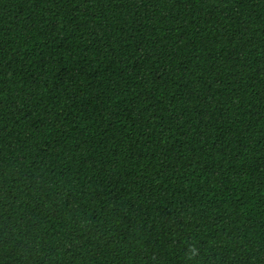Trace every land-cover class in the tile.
I'll return each mask as SVG.
<instances>
[{
    "label": "trees",
    "instance_id": "16d2710c",
    "mask_svg": "<svg viewBox=\"0 0 264 264\" xmlns=\"http://www.w3.org/2000/svg\"><path fill=\"white\" fill-rule=\"evenodd\" d=\"M0 264H264V0H0Z\"/></svg>",
    "mask_w": 264,
    "mask_h": 264
},
{
    "label": "clouds",
    "instance_id": "9594fccd",
    "mask_svg": "<svg viewBox=\"0 0 264 264\" xmlns=\"http://www.w3.org/2000/svg\"><path fill=\"white\" fill-rule=\"evenodd\" d=\"M200 255H201V251L195 245H192L190 248H187L185 250V257L189 261H193V260L198 259L200 257Z\"/></svg>",
    "mask_w": 264,
    "mask_h": 264
}]
</instances>
